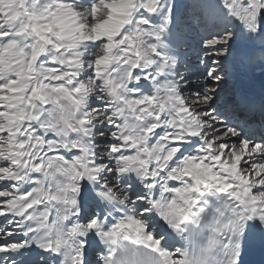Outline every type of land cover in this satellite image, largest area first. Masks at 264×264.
Returning a JSON list of instances; mask_svg holds the SVG:
<instances>
[{
	"label": "snow or ice",
	"instance_id": "obj_1",
	"mask_svg": "<svg viewBox=\"0 0 264 264\" xmlns=\"http://www.w3.org/2000/svg\"><path fill=\"white\" fill-rule=\"evenodd\" d=\"M264 0H0V264H264Z\"/></svg>",
	"mask_w": 264,
	"mask_h": 264
},
{
	"label": "bare ground",
	"instance_id": "obj_2",
	"mask_svg": "<svg viewBox=\"0 0 264 264\" xmlns=\"http://www.w3.org/2000/svg\"><path fill=\"white\" fill-rule=\"evenodd\" d=\"M187 0H177V3L183 5ZM227 88H238L246 92L259 94L261 89H264V72L260 68H256L250 72H238L232 76L227 82ZM259 261L261 260L260 253L258 252Z\"/></svg>",
	"mask_w": 264,
	"mask_h": 264
}]
</instances>
